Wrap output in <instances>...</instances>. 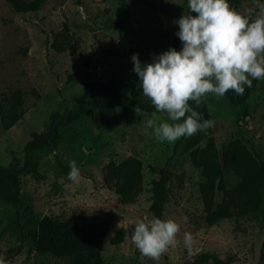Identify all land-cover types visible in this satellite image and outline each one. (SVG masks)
Segmentation results:
<instances>
[{"label":"rangeland","instance_id":"rangeland-1","mask_svg":"<svg viewBox=\"0 0 264 264\" xmlns=\"http://www.w3.org/2000/svg\"><path fill=\"white\" fill-rule=\"evenodd\" d=\"M229 3L243 11L254 7L255 0ZM186 11L187 0H46L36 11L18 13L0 0V96L14 89L24 93L21 117L8 129L0 126V164L21 165L31 132L43 128L53 111L75 108L89 83L110 77L139 83L131 56L138 54L143 65L172 48L179 28L176 21ZM65 23L72 46L57 52L50 43ZM181 48L182 43L176 50ZM73 74L75 78L69 79ZM204 102L215 125L205 131L195 161L187 153L174 152L175 143L159 141L147 127L148 119H166L156 110L143 117L119 110L111 124L98 116L82 117L63 128L53 150L35 151L36 173L20 175L19 210L0 203V258L6 264H66L64 258L37 252L29 230L43 215L64 219L80 213L108 220L101 252L108 264H157L131 244L127 224L130 219L158 218L149 209L154 177L150 167L167 164L172 174L159 218L175 220L181 231L177 246L159 264H187L202 251L231 257V264H264L259 259L264 213L232 216L209 225L199 193L200 168L209 159L208 138H213L219 154L228 141L238 138L264 159V80L257 81L245 105L233 104L226 96L210 95ZM128 155L142 160L143 180L135 199L123 203L103 175L108 160ZM72 160L81 172L79 183L68 179ZM225 177L230 189L237 177L228 169ZM120 227L125 228L123 240L112 244L110 237ZM184 232L193 236L191 252L184 247Z\"/></svg>","mask_w":264,"mask_h":264},{"label":"trees","instance_id":"trees-1","mask_svg":"<svg viewBox=\"0 0 264 264\" xmlns=\"http://www.w3.org/2000/svg\"><path fill=\"white\" fill-rule=\"evenodd\" d=\"M15 12L27 13L38 10L46 0H4ZM179 30V28H178ZM181 43L179 37H173L172 48ZM50 46L61 52L72 46V35L65 23L61 31L53 36ZM70 53H73L70 50ZM75 78V74L69 79ZM246 87L243 95L229 91L225 96L236 105H245L247 98L255 88ZM23 91L14 89L2 92L0 96V126L8 129L22 114ZM140 106L146 113L155 108L143 96L139 83L123 81L110 77L106 82L93 81L84 87L79 96L78 105L65 113L53 111L48 123L39 131H33L24 145L23 163L16 166L0 164V203L11 205L19 210L20 175L36 173L37 164L34 153L37 150H53L61 139V130L69 127L82 117L98 116L105 124L116 121L119 110L134 112ZM203 119H210L205 102L197 109ZM198 132L191 138H181L174 144V152L187 153L195 161L198 145L204 136ZM209 159L200 168L199 193L203 205L204 220L211 225L232 216L249 213H264V159H260L238 138L226 143L221 154L217 152L213 138H208ZM142 160L135 155H128L119 161L110 159L104 166V180L111 183L115 193L123 203L132 202L141 190L143 172ZM65 171L68 167L64 166ZM225 169L230 170L237 182L228 189ZM154 174L150 186V211L160 217L168 192L171 170L167 164L151 166ZM109 232V223L99 214H71L64 219L50 215L39 218L29 230L34 248L39 253L50 254L66 259V264H108L103 255L104 240ZM125 235V228L120 227L110 237L112 244H119ZM259 259L264 261V241L259 251ZM232 258H221L213 252L202 251L187 264H231Z\"/></svg>","mask_w":264,"mask_h":264},{"label":"clouds","instance_id":"clouds-1","mask_svg":"<svg viewBox=\"0 0 264 264\" xmlns=\"http://www.w3.org/2000/svg\"><path fill=\"white\" fill-rule=\"evenodd\" d=\"M176 23L182 43L179 51L169 48L143 65L138 54L131 56L143 96L166 117L159 122L148 119L146 125L159 141L168 143L214 127L215 121L203 119L197 110L210 95L223 98L229 91L243 95L253 80H264V3L260 0L243 11L231 7L229 0H187V11ZM134 112L147 115L139 105ZM68 167V179L79 183L76 161H69ZM127 227L131 244L157 264L177 246L181 231L175 220L161 218L130 219ZM183 243L191 252V233L184 232ZM0 264L6 261L0 258Z\"/></svg>","mask_w":264,"mask_h":264}]
</instances>
